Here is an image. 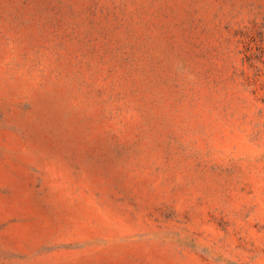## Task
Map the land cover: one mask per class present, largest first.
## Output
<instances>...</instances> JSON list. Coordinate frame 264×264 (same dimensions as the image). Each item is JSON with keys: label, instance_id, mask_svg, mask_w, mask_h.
Masks as SVG:
<instances>
[{"label": "rangeland", "instance_id": "1", "mask_svg": "<svg viewBox=\"0 0 264 264\" xmlns=\"http://www.w3.org/2000/svg\"><path fill=\"white\" fill-rule=\"evenodd\" d=\"M0 264H264V0H0Z\"/></svg>", "mask_w": 264, "mask_h": 264}]
</instances>
